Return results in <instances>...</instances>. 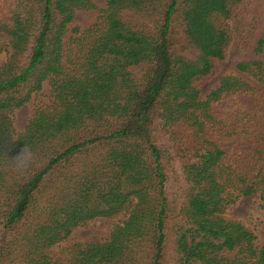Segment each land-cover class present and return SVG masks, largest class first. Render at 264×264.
Masks as SVG:
<instances>
[{
  "label": "trees",
  "instance_id": "16d2710c",
  "mask_svg": "<svg viewBox=\"0 0 264 264\" xmlns=\"http://www.w3.org/2000/svg\"><path fill=\"white\" fill-rule=\"evenodd\" d=\"M103 3L0 0V264H264V244L223 216L238 197L264 210V0ZM78 11L95 23L73 28L66 50ZM229 48L254 56L233 67L258 88L227 75L200 100L195 84ZM43 83L49 106L13 136V111ZM225 100L228 111L213 109ZM26 144L34 158L19 168ZM116 216L105 240L50 253Z\"/></svg>",
  "mask_w": 264,
  "mask_h": 264
},
{
  "label": "rangeland",
  "instance_id": "374dc122",
  "mask_svg": "<svg viewBox=\"0 0 264 264\" xmlns=\"http://www.w3.org/2000/svg\"><path fill=\"white\" fill-rule=\"evenodd\" d=\"M93 5L98 8H104L103 0H92ZM96 13L92 11H78L73 15V20L67 28L63 45L65 49H72L71 39L77 37V34L73 33V28H77L79 32H83L86 28L91 27L95 23ZM123 21L130 27L136 29H142L144 31L151 29L152 23L147 18H141L131 13H125L122 15ZM261 24L257 31V35L263 33L262 26L264 25V16L261 18ZM179 54L186 59H190L193 53L183 47L177 48ZM249 52L242 56H237L232 48L226 51L225 59L223 61H216L212 73L202 80L198 81L195 85L199 92V99L204 100L207 93L212 91L217 85L219 80L223 76L235 75L236 77L247 82L251 86L258 88V85L248 76L237 73L233 67V64L237 60L253 58ZM254 58L264 60V46L263 52L255 56ZM6 54L0 53V66L5 62ZM49 88L46 83H43L40 91L33 94L30 99L20 108L16 109L12 113V127L14 135L21 132L26 125L27 120L32 115L33 111L37 108H44L49 106ZM230 102L225 100L216 105H213V109L219 112H225L229 109ZM235 147V143L228 142L224 145V151L229 156L231 150ZM247 148L242 147L241 151L244 152ZM223 216L231 221L242 222L254 235L255 245L257 247L264 244V210L260 208V202L257 195L249 197H238L234 204L230 205ZM123 220L122 216H116L110 219L96 218L85 226L75 228L71 231L66 241L59 243L50 248L52 255H57L60 249L68 243H97L105 240L111 231L112 227L120 223Z\"/></svg>",
  "mask_w": 264,
  "mask_h": 264
},
{
  "label": "clouds",
  "instance_id": "9594fccd",
  "mask_svg": "<svg viewBox=\"0 0 264 264\" xmlns=\"http://www.w3.org/2000/svg\"><path fill=\"white\" fill-rule=\"evenodd\" d=\"M33 152L32 149L29 145H25L23 152L18 154L17 157V166L19 168H26L32 161L33 159Z\"/></svg>",
  "mask_w": 264,
  "mask_h": 264
}]
</instances>
